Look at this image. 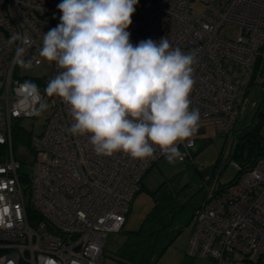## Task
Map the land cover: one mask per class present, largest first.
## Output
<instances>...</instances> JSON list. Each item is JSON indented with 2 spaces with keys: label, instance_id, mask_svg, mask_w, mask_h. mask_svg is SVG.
Masks as SVG:
<instances>
[{
  "label": "built area",
  "instance_id": "obj_1",
  "mask_svg": "<svg viewBox=\"0 0 264 264\" xmlns=\"http://www.w3.org/2000/svg\"><path fill=\"white\" fill-rule=\"evenodd\" d=\"M192 1L147 0L127 30L133 45L167 37L173 48L196 51L191 107L199 110V124L213 121L226 134L246 100L255 64L264 62V0H207L200 15ZM59 3L0 0V264H102L107 233L122 228L144 173L164 156L159 150L143 160L120 152L97 156L87 136L69 133V106L44 92L62 70L39 55L43 33L60 22ZM224 24L238 27L235 39L220 35ZM15 34L27 42L13 41ZM19 47L23 64L14 62ZM41 63L48 76L20 72ZM25 81L39 87L50 114L40 134L29 131L32 151L19 146L16 153L15 120L35 117L39 107L18 94ZM195 145L196 137L191 147L180 144L178 160L194 162ZM29 156L32 170L23 175L21 161ZM231 164L238 175L230 185L218 183L217 170L203 177L205 198L193 212L186 253L207 264H264V156Z\"/></svg>",
  "mask_w": 264,
  "mask_h": 264
},
{
  "label": "clouds",
  "instance_id": "obj_2",
  "mask_svg": "<svg viewBox=\"0 0 264 264\" xmlns=\"http://www.w3.org/2000/svg\"><path fill=\"white\" fill-rule=\"evenodd\" d=\"M138 2L61 0L60 22L43 33L39 55L62 71L44 92L69 106V133L87 136L97 156L143 160L159 150L171 164L183 159L179 145L191 147L199 129L189 98L197 53L173 48L167 37L133 45L127 29ZM11 39L27 42L19 34ZM24 51L17 48L15 63H24ZM17 91L26 104L39 101L34 115L48 109L31 81Z\"/></svg>",
  "mask_w": 264,
  "mask_h": 264
},
{
  "label": "rangeland",
  "instance_id": "obj_3",
  "mask_svg": "<svg viewBox=\"0 0 264 264\" xmlns=\"http://www.w3.org/2000/svg\"><path fill=\"white\" fill-rule=\"evenodd\" d=\"M147 0H139L138 11ZM207 0H193L190 7L200 15ZM220 35L235 39L238 27L224 24ZM23 75L48 76L45 63L20 70ZM50 114V107L39 116L22 117L18 126L40 134ZM246 126L257 129L264 142V78L255 76L248 88L247 98L239 112L234 129L228 134L219 133L213 121L199 124L205 132L196 133L193 161L168 163L165 156L153 164L142 179L143 187L132 199L126 222L114 234L122 246L129 264H207V260L187 255L186 248L192 233L194 209L205 198L203 176L214 170L220 172L218 183L225 184L235 178L229 151L236 141V133ZM17 153L19 145H13ZM19 147V148H18ZM31 156L21 161V169L32 170ZM128 261V262H129Z\"/></svg>",
  "mask_w": 264,
  "mask_h": 264
},
{
  "label": "trees",
  "instance_id": "obj_4",
  "mask_svg": "<svg viewBox=\"0 0 264 264\" xmlns=\"http://www.w3.org/2000/svg\"><path fill=\"white\" fill-rule=\"evenodd\" d=\"M256 75L262 76V78H264V62L258 61L255 64L254 71H253V74H252V79L250 81L249 86L255 82V76ZM249 86H248V88H249ZM248 88H247L246 95H245L246 98H247ZM233 129H234V127H233ZM229 133H226L225 135H228ZM260 137H261V135L258 133L257 129H255V127L250 128V127L246 126L244 129L239 130L236 133L235 144L233 145V147L229 151L230 160L233 159L237 163H239L241 165H245V164H250L251 162L256 160L258 157L264 156V142L261 141ZM12 144L16 145V146L17 145L24 146L25 149H27L29 152H31L32 149H31V145H30V133H29V130H25L22 127L18 126V124H14V126L12 128ZM13 148H14V146H13ZM2 150L3 149L0 146V153H1ZM158 160L153 161L149 165L147 170L153 164H155ZM192 163H194V162H192ZM147 170H146V172H147ZM146 172L144 173L143 177L145 176ZM22 174L26 175V171L23 172ZM219 174H220V172H219ZM237 175H238V173L235 174V178L233 180H230L229 182H227V183H225L223 185L232 184L233 181H235ZM142 187H143V182L141 180L140 189L136 193H138L142 189ZM135 194H134V196H135ZM131 202H132V200H131ZM130 205H131V203H130ZM129 210H130V208H129ZM129 210H128V212H129Z\"/></svg>",
  "mask_w": 264,
  "mask_h": 264
},
{
  "label": "crops",
  "instance_id": "obj_5",
  "mask_svg": "<svg viewBox=\"0 0 264 264\" xmlns=\"http://www.w3.org/2000/svg\"><path fill=\"white\" fill-rule=\"evenodd\" d=\"M125 222H124V225H125ZM117 233H110L109 235L107 234L106 236L103 249H102V264H129L131 263V261H129V259L126 258L122 253V246L119 245L121 241H119L117 237L114 235Z\"/></svg>",
  "mask_w": 264,
  "mask_h": 264
},
{
  "label": "water",
  "instance_id": "obj_6",
  "mask_svg": "<svg viewBox=\"0 0 264 264\" xmlns=\"http://www.w3.org/2000/svg\"><path fill=\"white\" fill-rule=\"evenodd\" d=\"M199 129H201V131L203 132V128H202V127H201V128H199ZM202 132H201V133H202Z\"/></svg>",
  "mask_w": 264,
  "mask_h": 264
}]
</instances>
